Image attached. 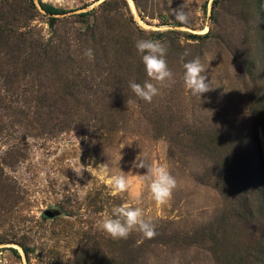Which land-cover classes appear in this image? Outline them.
<instances>
[{"label": "rangeland", "instance_id": "374dc122", "mask_svg": "<svg viewBox=\"0 0 264 264\" xmlns=\"http://www.w3.org/2000/svg\"><path fill=\"white\" fill-rule=\"evenodd\" d=\"M33 1L32 25L46 39L56 29V47L79 62L93 49L102 72L76 74L96 94L63 129L41 131L45 118L32 111L0 121V264H264V0ZM182 6L186 23L173 15ZM88 28L103 45H80L77 32ZM67 34L69 43L59 38ZM141 38L167 45L175 76L151 102L129 87L151 79L134 46ZM196 57L210 83L201 97L183 82L184 63ZM7 63L0 51V92L40 96L32 73L9 84ZM95 97L105 106L112 97L115 124ZM140 155L177 178L167 204L151 199L145 170L133 168ZM120 171L133 180L128 191L112 188ZM124 204L144 208L157 234L103 231L100 221Z\"/></svg>", "mask_w": 264, "mask_h": 264}, {"label": "trees", "instance_id": "16d2710c", "mask_svg": "<svg viewBox=\"0 0 264 264\" xmlns=\"http://www.w3.org/2000/svg\"><path fill=\"white\" fill-rule=\"evenodd\" d=\"M41 6L50 14L63 13L51 4L41 3ZM39 14L33 0L19 2L0 0V51L4 57L7 56V65L10 66L14 76H8V83L12 84L14 79L17 83H21L25 75L32 73L31 82H35L40 89H43L40 96L29 100L19 99L12 94L6 97L0 92V111L2 113L0 121L9 117V113L13 111L18 114L32 111L43 114L42 117L45 118L40 120V130L53 133L67 127L68 122L77 112L87 108L89 101H92V94H96L93 83L87 79L77 81L76 74L80 73L82 69L100 73L102 64L98 55L94 54L93 60L91 59L89 62L83 59L84 63H82L79 62L81 58L77 59L71 55L76 52L56 47L54 44L55 36L58 37L56 29L51 30V36L46 39L40 29L36 28L37 25H32V21L37 19ZM77 33L81 36L79 39L81 46L89 47L90 44H93L92 47H97L105 42L102 35L96 37L94 30L90 28ZM69 35H64V37L59 35V38H63L64 42L69 43ZM70 37L72 38V35ZM1 67L0 64V69ZM114 89L116 90L115 86ZM113 94L114 92L111 93V95ZM112 97L111 104L108 106L103 103L105 97H95L97 100L94 104L109 109V111L101 109L106 115L104 119L107 122L103 120V124H115V121L111 120V111H114Z\"/></svg>", "mask_w": 264, "mask_h": 264}, {"label": "clouds", "instance_id": "9594fccd", "mask_svg": "<svg viewBox=\"0 0 264 264\" xmlns=\"http://www.w3.org/2000/svg\"><path fill=\"white\" fill-rule=\"evenodd\" d=\"M173 15L180 23L189 20V13L184 10V6L179 10L174 9ZM134 46L151 79L144 81L143 84L130 81L129 87L136 97L151 102L159 95L162 86H172L175 83L174 73L167 62L168 47L161 40L144 38L135 40ZM83 55L89 60L93 59V49H85ZM183 67L185 69L183 82L186 89L200 97L209 91L210 83L203 74L205 69L199 57L187 61ZM152 81L158 82L160 86ZM133 168L145 170L139 176L140 179L147 178L150 181L148 187L151 199L159 205L167 204L171 200L178 187V180L166 164L149 161L146 156L140 155L133 161ZM104 170L107 171V164ZM76 172L79 173L80 170L77 169ZM132 183L131 176L124 171L114 173L111 179L112 188L120 192L130 190ZM135 199L138 205L140 197L137 196ZM100 227L114 239H127L134 231L141 232L146 238H152L157 234L156 224L152 217H146L144 208L128 204L113 207L111 215L100 221Z\"/></svg>", "mask_w": 264, "mask_h": 264}, {"label": "water", "instance_id": "95a60500", "mask_svg": "<svg viewBox=\"0 0 264 264\" xmlns=\"http://www.w3.org/2000/svg\"><path fill=\"white\" fill-rule=\"evenodd\" d=\"M47 215H53L54 213L52 211H46Z\"/></svg>", "mask_w": 264, "mask_h": 264}]
</instances>
